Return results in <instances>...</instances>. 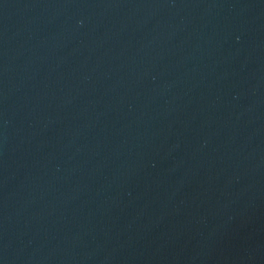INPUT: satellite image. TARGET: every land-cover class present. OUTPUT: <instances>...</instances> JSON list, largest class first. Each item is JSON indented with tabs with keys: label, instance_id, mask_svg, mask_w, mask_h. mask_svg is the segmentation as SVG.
I'll return each instance as SVG.
<instances>
[{
	"label": "water",
	"instance_id": "1",
	"mask_svg": "<svg viewBox=\"0 0 264 264\" xmlns=\"http://www.w3.org/2000/svg\"><path fill=\"white\" fill-rule=\"evenodd\" d=\"M0 264H264V0H0Z\"/></svg>",
	"mask_w": 264,
	"mask_h": 264
}]
</instances>
